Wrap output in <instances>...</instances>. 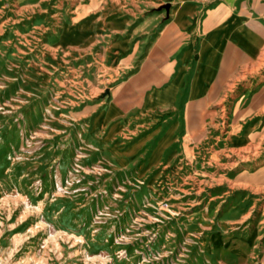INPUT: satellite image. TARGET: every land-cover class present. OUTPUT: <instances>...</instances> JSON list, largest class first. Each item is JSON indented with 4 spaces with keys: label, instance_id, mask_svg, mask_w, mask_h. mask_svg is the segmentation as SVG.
I'll return each mask as SVG.
<instances>
[{
    "label": "rangeland",
    "instance_id": "obj_1",
    "mask_svg": "<svg viewBox=\"0 0 264 264\" xmlns=\"http://www.w3.org/2000/svg\"><path fill=\"white\" fill-rule=\"evenodd\" d=\"M107 1L0 0V264H264V54L155 132Z\"/></svg>",
    "mask_w": 264,
    "mask_h": 264
},
{
    "label": "crops",
    "instance_id": "obj_2",
    "mask_svg": "<svg viewBox=\"0 0 264 264\" xmlns=\"http://www.w3.org/2000/svg\"><path fill=\"white\" fill-rule=\"evenodd\" d=\"M104 6L109 17L84 20L77 41L88 40L89 48L99 32H109V43L92 46L93 53L106 69L138 70L139 106L155 132L165 115L208 101L264 54V0H109ZM118 110L109 106L107 116ZM175 131V124L166 127L160 150Z\"/></svg>",
    "mask_w": 264,
    "mask_h": 264
}]
</instances>
